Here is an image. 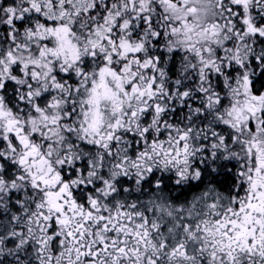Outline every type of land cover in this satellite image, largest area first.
I'll list each match as a JSON object with an SVG mask.
<instances>
[{"label": "snow or ice", "instance_id": "obj_1", "mask_svg": "<svg viewBox=\"0 0 264 264\" xmlns=\"http://www.w3.org/2000/svg\"><path fill=\"white\" fill-rule=\"evenodd\" d=\"M0 264H264V0H0Z\"/></svg>", "mask_w": 264, "mask_h": 264}]
</instances>
